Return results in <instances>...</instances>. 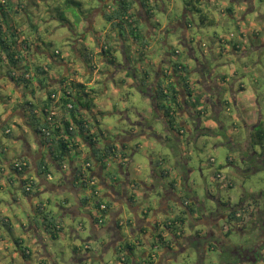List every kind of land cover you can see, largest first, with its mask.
Segmentation results:
<instances>
[{"label":"clouds","instance_id":"clouds-1","mask_svg":"<svg viewBox=\"0 0 264 264\" xmlns=\"http://www.w3.org/2000/svg\"><path fill=\"white\" fill-rule=\"evenodd\" d=\"M0 264H264V0H0Z\"/></svg>","mask_w":264,"mask_h":264}]
</instances>
